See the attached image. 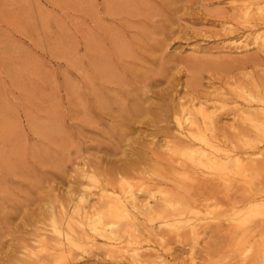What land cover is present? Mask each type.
Listing matches in <instances>:
<instances>
[{
    "label": "rangeland",
    "instance_id": "1",
    "mask_svg": "<svg viewBox=\"0 0 264 264\" xmlns=\"http://www.w3.org/2000/svg\"><path fill=\"white\" fill-rule=\"evenodd\" d=\"M260 14L264 16V0H0V264H264V228L254 229L260 219L247 221L242 233L240 178L231 184L213 180L198 195L175 201L184 209L178 214V231L157 229L158 219L148 222L154 228L144 230L133 244L139 259L127 249L120 255L111 252L116 246L99 236L91 252L74 249V255L66 256L62 251L49 254L53 240L50 251L40 243L42 236L53 235L52 219L60 216L63 204L70 208L71 195L88 188L85 171L97 172L99 180L114 177L106 190L140 181L143 174L134 169L147 170L143 177L148 181L157 179L156 168L149 169L158 166L153 154H167L177 127L173 109L190 96L194 106L203 102L216 111V123L224 131L217 134L231 154L245 158V149L260 151L250 156L264 180V138L251 147L244 146L248 136L235 134L249 128L235 108L258 104L239 96V89L264 85ZM157 39L164 46L158 43L156 50ZM97 55L107 61L102 65L107 72H99ZM160 65L166 68L161 66L162 72ZM215 103L224 108L217 110ZM139 112L143 116L137 117ZM96 189L83 191L87 204L102 203ZM142 190L136 191L137 198L157 205L159 191ZM192 207L201 213L187 210ZM144 217L137 214L136 220L142 223ZM125 241L115 245L124 247ZM29 255L34 261H20L30 260ZM242 256L251 259L242 262Z\"/></svg>",
    "mask_w": 264,
    "mask_h": 264
},
{
    "label": "bare ground",
    "instance_id": "2",
    "mask_svg": "<svg viewBox=\"0 0 264 264\" xmlns=\"http://www.w3.org/2000/svg\"><path fill=\"white\" fill-rule=\"evenodd\" d=\"M257 3L258 2H256V5L259 4V3L258 4ZM251 5L253 6L252 3H251ZM136 7H135V9H136ZM118 9H119V7H118ZM259 9H260V7H259ZM259 9H257V11H259ZM238 11H239L238 17H240L242 19V5H241V7H239ZM257 11H256V13H257ZM248 12L250 13V11H246L245 13H248ZM254 12H252L251 18L255 17L256 13L254 14ZM253 14H254V16H252ZM248 16H250V15H247V17ZM260 16H261V14H260ZM261 18H264V16H261ZM170 23H171V21H170ZM169 26H171V25H169ZM162 32H164V30ZM170 32H173V31L170 30ZM160 33H161V31H160ZM148 34H149V32H148ZM146 37H147V34H146ZM147 38H149V37H147ZM150 39L152 40L151 37H150ZM164 39H166V38H164ZM161 40L163 41V39H161ZM161 40L156 43V47L154 49H156L157 46L159 47V45L162 44ZM158 43H160V44L157 45ZM153 45L155 46V44H153ZM115 46H116V44H115ZM149 46H151V43ZM162 46H164V44H162ZM122 47H124V46H122ZM152 48H153V46H152ZM152 48H150V49H152ZM143 49H144V47H143ZM116 50H117V47H116ZM116 50H114V51H116ZM121 51H123V50H121ZM121 51H119V53ZM101 56L98 57V55H97L98 58L95 59L96 65H97V67H99L100 73L107 72L106 66H105V68L102 66V65H105L107 61L104 63V61H102V59H101ZM192 61H193V59H192ZM116 62H118V60ZM194 62L196 63V61H194ZM108 63H110V62H108ZM108 63H107V65H110ZM227 63H228V61H227ZM161 66H163V65H160V67L158 68L160 71L162 69ZM144 72H146V71H144ZM153 72H156V71H153ZM147 73L148 72H146L145 74H147ZM163 73H165L167 75L166 71L165 72L163 71ZM114 76H116V74ZM117 80L119 81V79H117ZM150 80L152 81V79H150ZM261 80H264V79H261ZM259 84L254 83V85H253L254 86L253 88H255L254 90H248V89L242 90V88L239 89V96L245 97L248 102H252V101L258 102L257 106L254 108H252V105L251 106L248 105V107L245 109H242V107L235 108L236 111L239 113L240 117L243 118L244 121L248 122V126H249L248 129H245V127H244L243 130L241 129L238 133H235V134H237V135L240 134L241 136L243 134L245 136L251 137L250 133H253L254 135L257 136V138L254 137V139L250 138L252 140H250L247 137L244 141V138H243L244 146H245V144H248L247 146L251 145V147H257L255 144L256 140L258 139L257 141H259L260 140L259 137L264 138V94H262V93H264V88H262V86H264V85H262L261 89H260ZM190 98H191V96H190ZM190 98H189V100L186 99V101L182 102V103H180L181 102L180 101L176 108H174V107H173L174 109L172 108L173 109L172 113H173V115H175V121H176L177 127H176V132L175 133L172 132V134L174 133L173 136L175 137V139H174L175 141H173V139L170 141V143L172 141L174 143L172 145L170 144L169 146L167 145L168 146L167 154L157 155V153L153 154L154 153L153 152L152 154L154 156L155 155L156 156H155L154 161L152 163L154 164V166H157V165L158 166L154 167V168L149 167V166L146 167V168L149 167V169H151V170L155 169V168L157 169V171H156V169H155V171H152V172H157V173H155L158 175L157 179H156V177L152 176L151 178H155V179L151 180V178H150L151 181L146 180L149 177L145 178V177H143V175H146L145 173L147 170L144 169L145 170L144 173H142L143 171L141 172L140 170H138V171H140V173H139L138 171H136V169H134L135 165L133 163V165H134L133 169L136 172L134 170L130 169L129 167L128 168L130 169V171L131 170H132V172L134 171V173L136 175L143 174L142 176L140 175L141 179L139 177L137 178V179H140V181L137 180L138 182L135 184H133L132 182L122 183L118 189L113 185L110 189L106 190L108 184L110 185V184H114L116 182V181L114 182V179H113L114 177L111 180L110 175H109V178H106L105 181H104V179L99 180L98 178H94V174H93V173H95L94 171H92L90 173L91 176H90V174H88V171H85L83 176H86L89 179L88 188H86V189L81 188L80 193L75 198H72L73 194L71 193L72 195L68 199V201H70V203L72 202V206L69 208V207H67V205L69 206V204H67L66 208H69V209H66L64 207L65 205L63 204L62 208L60 209V216L59 217L53 216V219H52V227H53L52 233H53V235L51 237L49 236L48 239H46L47 236H45V235L42 236L43 238L40 241V243H41V245H46V248H47L46 251H50V250H48V249H50L49 243L51 244L50 240L51 241L53 240V246L51 248H53L54 250H51V253H49V254H53L57 251H62V252H64V255L67 252H68V255L69 254L74 255L76 253L74 251V249L91 252L97 243V241H96L97 236H99V237L105 238V240L108 243H112V245L116 246V247L110 248L111 252H113V253L119 252V255H120V254H122L120 252L122 249L123 250L127 249V250H129V252H130V250L132 251L131 257H135L136 259H139L140 253H138V252H140V251L137 252L136 251L137 248H135V246H133V244L137 241V239L139 237H141L142 232L144 230H149V229L154 228V225H152V223L150 224L148 222L153 221V220H154L153 222H155V219H158V222L156 221L157 222V224H156L157 229L161 230V229L172 228L174 231H178L177 229H178L179 223H180L178 221V214L180 212H182L184 209L178 208L175 201L179 200V198L198 195V193L202 189H206V188L210 187V184L213 182V180H216V179L223 180L227 184L228 183L231 184V181L235 178H240V180L242 179V233L244 232V228L247 224L246 222L247 221L249 222L250 220L252 221L255 218H259L260 220L254 224V225H256L254 227V229L256 228L255 230H257L258 228H264V180H262V175L259 171L257 160L254 157L250 156V155H256L260 151L256 152V151L252 150L251 153H248V151H246V149H245V151H243V153L247 155L245 157L247 162H244L245 158H242L238 152L235 154H231L229 151V147H228L229 144H227L226 140L223 139L224 137H222V139H221V137L219 138V135L217 134V133H219L218 130H220L221 127L219 128L217 123H216V121H217L216 120V111H213L214 109L212 111L208 110L210 104H205L203 102H201V105L199 107H196V106H194L195 105L194 102H192V100H194L192 98H194V97L192 96V98L191 99ZM209 98H211V97H209ZM220 98H221V96H220ZM222 100H224V99H222ZM172 103L173 102H171V104ZM174 103H176V102H174ZM188 103H190V104H188ZM132 104L131 105L129 104V105L132 107ZM171 104L169 103L167 105L169 106ZM167 105H165V106H167ZM121 106H123V105H121ZM175 106H176V104H175ZM215 106H216L215 108L217 110L224 108L223 106L219 107L218 105H216V103H215ZM133 107H134V105H133ZM143 107H144V105H143ZM143 107L141 109H143ZM121 108H123V107H121ZM121 108L119 110H121ZM163 108H165V107H163ZM169 108H167V111L169 110ZM145 109L147 110L149 108H145ZM124 110L126 111V109H124ZM124 110L121 111V112H123V114L125 112ZM133 110H134V108H133ZM127 111H129L132 114V111H130L129 109H127ZM129 112H127V113H129ZM133 112H134L133 115L138 113V112L135 113V111H133ZM172 113H171V115L168 116V118L170 116H172ZM139 114H140V112H139ZM138 116L139 117L143 116V113H142V115L141 114L137 115V117ZM165 117L167 118V116H165ZM240 117H239V119H240ZM169 129H170V127H168V131H169ZM236 129L237 128H235V130ZM221 130L224 133L223 128ZM230 132H232V131H230ZM223 133H222V135H224ZM230 135L231 134H229L227 136L229 138H231L233 134L231 136ZM236 136H235V138H236ZM232 138H234V136ZM164 142H165V140H164ZM259 142H261V141H259ZM233 143H234V140H233ZM152 144H154V143H152ZM166 144H168V143H166ZM166 144H165V146H166ZM144 145H146V143H144ZM252 145H254V146H252ZM142 149H144V147H142ZM167 149H165V150H167ZM247 149H250V148H247ZM162 151H164V150H162ZM262 152H264V151H262ZM138 156H139V159L144 160L142 153L138 152ZM149 156H151V155L148 154V157ZM152 157H149V158H152ZM262 159H264V158H262ZM128 164H129V162H128ZM130 167H133V166H131V162H130ZM161 167H162V169L165 167L163 171L159 170ZM97 169H98V167H97ZM99 170L101 173L102 172L101 169H99ZM112 171H113V169H112ZM126 172H127V170H126ZM152 172H150V173H152ZM96 173H95V175H97ZM106 173H107V171H105L104 174L106 175ZM105 175H103V177ZM105 177H107V176H105ZM126 177H127V175H126ZM127 178H129V177H127ZM130 178H131V176H130ZM132 178H134V177H132ZM107 179H110V180H107ZM118 180H119V178L117 179V181ZM181 180L186 181L185 186H179V183L181 182ZM218 180H217V182H218ZM126 181H127V179H126ZM132 181H133V179H132ZM220 182H222V181H220ZM91 187H96L99 189V190L96 189L97 192H94L95 195L98 196L99 201L102 202V203L100 202L101 204L99 206H96L93 204L90 205V204L86 203L87 200L89 199L88 193H85L83 191H86L87 189H90ZM165 187H168V188H165ZM170 187H172V188H170ZM196 187H197V191H195ZM142 189H146L147 191H149L151 193L154 190L159 191L160 197H159V200L157 201V205H155V204H154L155 206L151 205L149 202L147 203V202H144L143 200H139V198H137L136 191H141ZM237 190H239V188ZM105 191H109V193L106 192V193H108V194H106ZM208 191H210V190H208ZM137 194H138V192H137ZM155 197H157V196H155ZM64 202H66V201L64 200ZM60 207H61V205H60ZM187 210L195 212V213H201V212H198L197 207L196 208H194V207L188 208ZM216 211L217 210L213 211V209H212L210 213H216ZM49 212L52 213L51 211H49ZM137 214H141V215L145 216L144 220H142V223L139 222V220H136ZM168 217H171V218H168ZM85 225L87 227H89V230L85 228L86 227ZM245 238H246V234H242V240ZM138 240H140V239H138ZM115 241H117V242L125 241L127 244L124 247L120 248L117 245H115ZM116 244H120V243H116ZM261 251H262V253H264V248H262ZM124 252H126V250ZM31 253L34 254V252H32V251H31ZM30 258H31V256H30ZM22 259H20V261H34V259H32V258L30 260H26V259L22 260ZM250 259H251V256H242V262L249 261ZM17 262H18V257H17ZM14 263H16V261ZM22 264H27V263H22Z\"/></svg>",
    "mask_w": 264,
    "mask_h": 264
}]
</instances>
